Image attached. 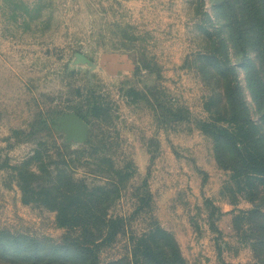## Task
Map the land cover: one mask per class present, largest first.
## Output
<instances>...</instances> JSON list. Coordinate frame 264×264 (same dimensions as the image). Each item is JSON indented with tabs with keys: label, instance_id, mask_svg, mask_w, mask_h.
<instances>
[{
	"label": "rangeland",
	"instance_id": "374dc122",
	"mask_svg": "<svg viewBox=\"0 0 264 264\" xmlns=\"http://www.w3.org/2000/svg\"><path fill=\"white\" fill-rule=\"evenodd\" d=\"M237 3L0 0V232L26 244L5 242L0 264H150L135 238L153 224L182 264H260L264 183L212 130L243 122L248 146H264V59L257 37L236 45ZM62 160L88 186L77 195L107 191L94 203L31 191V171ZM61 204L95 218L61 227ZM34 244L40 259L23 249Z\"/></svg>",
	"mask_w": 264,
	"mask_h": 264
},
{
	"label": "trees",
	"instance_id": "16d2710c",
	"mask_svg": "<svg viewBox=\"0 0 264 264\" xmlns=\"http://www.w3.org/2000/svg\"><path fill=\"white\" fill-rule=\"evenodd\" d=\"M236 2H238L236 4V45L244 46L248 44V46L253 47L256 45L254 36L257 37L258 45L256 47H258V49L256 50L259 56H261L260 59L263 60L264 59V0H236ZM249 31L250 33H252V35L248 33ZM254 32L256 35H254ZM236 105L237 104L234 101L233 108ZM234 109L235 111L233 112V115L235 114L236 120L240 121L239 117H241V113L237 111V107ZM244 120H247V118H245ZM246 123L248 122L246 121ZM248 124L251 125L250 123ZM249 128L250 126H244L243 122L242 124L241 122L238 123V126H236L234 130L228 129L227 127L214 125L212 127L213 138L215 140L216 146L218 147L220 146V148L223 147L232 148L236 154L234 160L239 158L240 163L242 165L248 166L249 169L251 170L250 175L255 176L256 180L260 181V183H264V146L263 145H254L252 147L248 146L247 142L249 141V138L245 136L248 135ZM239 133L244 136V138L247 140L246 142L243 140L241 141V139H239V141L236 140L237 134ZM55 164L58 167L55 170L49 169L45 166H44L45 168H43L42 166L39 167V169L43 170V172L45 171L46 177L43 176L41 178L36 174V171H31V176L33 178L31 183V191H34L35 193H40V195L48 194L45 193L44 191H60L59 193H61L62 199L63 198L68 199V203L70 202L81 203L87 201H91L94 203V200L93 199L91 200V197L93 195L92 191H107L103 189L102 186L101 187L96 186L94 187V189H91V195H89L90 192L84 195L82 194L77 195L74 191H81L82 189L86 190L88 188L86 183L81 179L79 180L78 178L73 177V175L71 174L72 172L69 168L71 167V165H69V163H67L66 161L64 160L60 162L57 161L55 162ZM26 186L23 187L22 185L23 194H25V192L27 191ZM82 209L83 210L77 207L71 211H67L65 209V205L61 204L58 208H56L57 225L61 227L67 226L74 228V224L79 222V220H81L82 218H86V220L95 218L93 216L94 212L92 211V208L83 206ZM255 210L259 215L263 216V219L261 223H258L255 226V228L260 230V233L258 236H256V239H254V242L252 244L255 245V248L258 249L259 252H261L262 261H260V264H264V212L258 209ZM248 213H250V211H248ZM111 220H113L112 225L114 226L113 227L114 230L118 226L120 228L122 222L124 221L123 217L116 218V220L115 219H111ZM107 234L109 233L107 232ZM107 234H105L104 237L101 238V241H99V243L95 242L94 247L95 246L97 247L99 244H102L107 238L106 237ZM112 235L113 232L109 235V237ZM167 235L168 234L164 229L160 228L156 224H153V227H150L146 234L142 233L141 235L135 238L136 244L143 243L142 244L143 252L141 253L143 254V257H146L145 259L148 263L182 264V262L179 259L178 251L174 246L175 245L174 241L172 240L170 241V238L169 236L167 237ZM10 237L11 236L9 234L5 235V232L3 231L0 232V246L3 247L2 250H4V253H7V246L9 245L8 243L5 242L11 241V243L15 245L14 247L19 250L20 248H22V246L26 245L24 244L23 241H21V243H18L16 239ZM146 238H148L147 241ZM34 246L27 245L23 249H25L26 255L32 254L31 255L32 258L29 257V259H33V260L38 258L40 259V257L37 256L36 253L40 251L41 248L37 244H34ZM58 248H59L58 245L52 244L51 252H53L54 250L57 251ZM73 249L78 253L81 252L79 249H75V248ZM90 252L91 254H93L92 253L93 249H91ZM113 263L114 262H110L109 264H113ZM91 264H95V262Z\"/></svg>",
	"mask_w": 264,
	"mask_h": 264
},
{
	"label": "water",
	"instance_id": "95a60500",
	"mask_svg": "<svg viewBox=\"0 0 264 264\" xmlns=\"http://www.w3.org/2000/svg\"><path fill=\"white\" fill-rule=\"evenodd\" d=\"M67 129L70 132L80 131L82 132L86 128V123L76 114H70L67 117Z\"/></svg>",
	"mask_w": 264,
	"mask_h": 264
}]
</instances>
